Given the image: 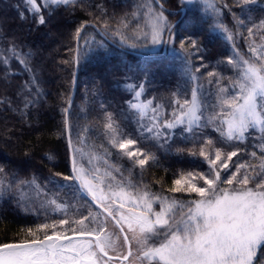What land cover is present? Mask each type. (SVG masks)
Instances as JSON below:
<instances>
[{"label":"snow or ice","instance_id":"obj_1","mask_svg":"<svg viewBox=\"0 0 264 264\" xmlns=\"http://www.w3.org/2000/svg\"><path fill=\"white\" fill-rule=\"evenodd\" d=\"M167 3L134 0L130 10L113 5L111 13L89 0L15 5L20 19L31 16L37 27L49 24L58 8L74 12L79 5L91 19L75 27V46L62 61L74 65L72 86L76 66L118 48L124 75L113 79L127 98L112 111L101 100L96 144L89 142L93 128L72 118V91L61 94L58 135L70 170L54 171L56 156L45 153L52 167L41 183L24 166L35 156L30 150L19 165H0V200L43 217L0 242V264H264V4L257 16L256 0ZM189 12L178 31L169 17ZM89 28L93 34L86 35ZM213 34H224L231 46L214 63L204 44ZM161 49L177 85L166 97L145 98L158 79L150 57ZM137 56L142 66L129 63ZM33 57L26 39L0 31V75L8 81L14 63L28 74L0 94V111L25 121L44 96ZM90 79L85 99L90 91L101 95L96 77ZM161 151L202 163L173 170L170 183L165 177L146 183V168L163 167Z\"/></svg>","mask_w":264,"mask_h":264},{"label":"trees","instance_id":"obj_2","mask_svg":"<svg viewBox=\"0 0 264 264\" xmlns=\"http://www.w3.org/2000/svg\"><path fill=\"white\" fill-rule=\"evenodd\" d=\"M89 2L93 5L104 3L111 13L113 5L117 6L116 11L118 12L130 10V5L134 0H89ZM228 2L231 3V0ZM23 3L24 0H0V31L26 39L34 53L32 63L44 96L42 103L32 109L27 121L17 113L0 111V165L9 168L17 166L21 161H25V151L30 150L35 153V156L24 166L28 169L29 174L34 172L43 183L44 176L52 167L51 164H48L45 153L51 152L56 156L55 162L59 166L53 169L54 171H65V165L70 170V164L65 157V140L58 135L62 129V114L59 105L61 94L66 95L69 90L72 91L71 80L74 65L65 64L62 61L70 59L66 49L75 46L73 39L75 27L81 20L91 19V17L87 16L79 5L74 12L71 10V6L68 9L61 7L56 10L49 24L37 27L32 24L31 16L24 20L20 19L15 5H23ZM262 4H264V0H256L257 16L261 15L259 8ZM178 5L176 0H169L165 6L178 7ZM179 16L181 17L177 22L178 31L181 30V25L189 21L191 12L188 15L178 13L169 18L176 21ZM227 19L230 20L231 15L225 10V20ZM91 34H93V29L89 28L86 35ZM197 34L199 35V33ZM204 44L207 48L205 56L208 61L213 63L228 54L231 47L222 34H213L210 39L204 40ZM119 52L120 49L117 48L110 55L93 57L86 63L82 62L80 66H76V89L71 110L72 118L80 126L88 125L93 128V131L88 133L90 143L94 141L99 144L101 142V138L96 133V129L100 126L99 117L102 116L101 100L106 105L105 110L112 111L117 105L122 104V99L127 98L125 90L118 87L113 79V76L120 78L124 75L118 64ZM170 60L171 58L162 53V50L161 54L150 57L154 70L158 72V79L145 98L153 95L166 97L175 90L178 74L164 67L166 64L169 68L172 67ZM129 63L142 66L144 61L143 58L137 56L134 59L130 57ZM13 68L17 71L9 77L8 81H5L0 75V94H3L5 90L12 92L14 86L28 75L18 64L14 63ZM92 76L96 77L95 82L98 83L101 95L93 98L90 91L85 99L84 89L86 85L89 89L92 88L93 81L90 79ZM175 147L174 144L173 148ZM160 156V164L163 167L146 168L143 172V179L146 183H154L160 177H165L167 183H170L173 170L188 169L195 166L196 163H202L200 159L188 156L187 153L178 156L175 152L164 154L161 151ZM21 174L23 175V173ZM137 178H140L139 175ZM42 219L43 217L37 219L32 212L24 211L11 199L0 200V242L17 238L18 235H22L20 231L22 228L34 226Z\"/></svg>","mask_w":264,"mask_h":264},{"label":"rangeland","instance_id":"obj_3","mask_svg":"<svg viewBox=\"0 0 264 264\" xmlns=\"http://www.w3.org/2000/svg\"><path fill=\"white\" fill-rule=\"evenodd\" d=\"M178 3H179V5H178V7H180L181 6V4H180V0H176ZM178 14V13H177ZM180 15H182V13H180ZM180 17L181 16H179L178 18H177V20H176V22H178L179 21V19H180ZM232 19V18H231ZM231 19L230 20H225L224 22L226 23V24H230V22H231ZM223 36H224V34H222ZM162 51H163V49H161ZM195 159H200L201 161H202V159L201 158H199V157H196ZM196 166V165H195ZM195 166H192V167H195ZM206 166V165H205ZM125 175H127V173H125Z\"/></svg>","mask_w":264,"mask_h":264},{"label":"water","instance_id":"obj_4","mask_svg":"<svg viewBox=\"0 0 264 264\" xmlns=\"http://www.w3.org/2000/svg\"><path fill=\"white\" fill-rule=\"evenodd\" d=\"M162 53H163V51H162ZM77 74V73H76ZM75 89H76V85L73 87L72 86V93H73V98H74V95H75Z\"/></svg>","mask_w":264,"mask_h":264}]
</instances>
